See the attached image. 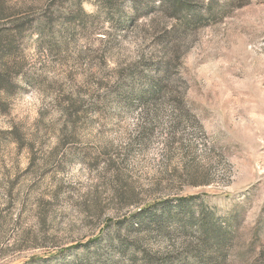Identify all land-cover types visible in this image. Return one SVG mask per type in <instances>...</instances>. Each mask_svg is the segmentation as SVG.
<instances>
[{
    "label": "rangeland",
    "instance_id": "obj_1",
    "mask_svg": "<svg viewBox=\"0 0 264 264\" xmlns=\"http://www.w3.org/2000/svg\"><path fill=\"white\" fill-rule=\"evenodd\" d=\"M209 1L0 0V264H264V0Z\"/></svg>",
    "mask_w": 264,
    "mask_h": 264
},
{
    "label": "trees",
    "instance_id": "obj_2",
    "mask_svg": "<svg viewBox=\"0 0 264 264\" xmlns=\"http://www.w3.org/2000/svg\"><path fill=\"white\" fill-rule=\"evenodd\" d=\"M167 3H169L170 8H172L173 10V14H175V12H179L181 13L180 16H178L176 18V26L178 28H181L182 30L187 31V29H190L192 27V25H194V23H196V20H198L200 13H198L197 11L193 10V8L190 5V1L191 0H165ZM237 0H223L224 5L221 6V8H218L217 2H219V0H210L209 3L207 4V6L209 7L207 9V11L209 13H212V11H215L216 16H220L221 13L228 7L231 6L234 2H236ZM237 6H241L243 5V3H238L236 4ZM3 73L0 72V90L7 88V84L5 86L4 82H5V78L6 76L4 74H6L5 72L10 70V68L8 66L3 65ZM137 73V72H136ZM162 74L166 77H168L169 74V69L167 67L166 64H164L162 66ZM135 75V72H134ZM153 85L156 86L155 90H153V93H159L158 91L161 88V84H160V80L156 79L155 81H153ZM202 222V221H201ZM208 226V230H209ZM207 228V226H206ZM206 232H208L206 230Z\"/></svg>",
    "mask_w": 264,
    "mask_h": 264
}]
</instances>
